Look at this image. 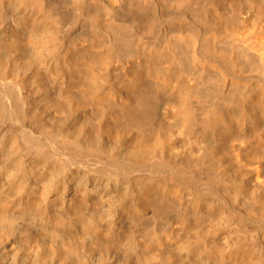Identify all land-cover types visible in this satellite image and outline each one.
Here are the masks:
<instances>
[{
	"label": "bare ground",
	"instance_id": "obj_1",
	"mask_svg": "<svg viewBox=\"0 0 264 264\" xmlns=\"http://www.w3.org/2000/svg\"><path fill=\"white\" fill-rule=\"evenodd\" d=\"M0 264H264V0H0Z\"/></svg>",
	"mask_w": 264,
	"mask_h": 264
}]
</instances>
